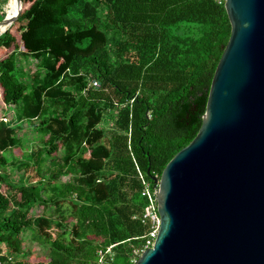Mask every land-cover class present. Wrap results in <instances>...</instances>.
<instances>
[{
    "label": "trees",
    "instance_id": "1",
    "mask_svg": "<svg viewBox=\"0 0 264 264\" xmlns=\"http://www.w3.org/2000/svg\"><path fill=\"white\" fill-rule=\"evenodd\" d=\"M21 1L0 36L13 111L0 118V264H136L149 232L139 172L159 179L198 135L231 36L225 1ZM24 123L39 144L14 163Z\"/></svg>",
    "mask_w": 264,
    "mask_h": 264
},
{
    "label": "water",
    "instance_id": "2",
    "mask_svg": "<svg viewBox=\"0 0 264 264\" xmlns=\"http://www.w3.org/2000/svg\"><path fill=\"white\" fill-rule=\"evenodd\" d=\"M16 2L0 36L21 14ZM225 9L231 36L201 128L150 177L161 227L136 264H264V0H225Z\"/></svg>",
    "mask_w": 264,
    "mask_h": 264
},
{
    "label": "built area",
    "instance_id": "3",
    "mask_svg": "<svg viewBox=\"0 0 264 264\" xmlns=\"http://www.w3.org/2000/svg\"><path fill=\"white\" fill-rule=\"evenodd\" d=\"M218 3H223L225 0H216ZM91 87H99L98 81H92ZM133 102V101H132ZM139 177L142 182V192L141 196L145 200V208L143 215L141 217V222L143 225L149 227V232L147 234V240L145 246L142 250L138 252L139 257L148 249L154 246L155 240L159 234L161 227V218L159 214V181L154 183L152 180L148 181L145 174L139 172Z\"/></svg>",
    "mask_w": 264,
    "mask_h": 264
},
{
    "label": "rangeland",
    "instance_id": "4",
    "mask_svg": "<svg viewBox=\"0 0 264 264\" xmlns=\"http://www.w3.org/2000/svg\"><path fill=\"white\" fill-rule=\"evenodd\" d=\"M5 11V8H4ZM36 64L35 61H30L29 63L27 62H21L19 63V67H21L25 72H28L30 66H34ZM3 117H7L9 120H11L13 118V111L11 109H7L1 102L0 100V118ZM19 137L23 140V146L25 147L24 150H22V152H18L16 154H14L13 152L10 153V155H8L9 158H11L14 163L17 162V160H19V158H21V156L23 154H27L29 153L32 149H35L36 146L39 144V135L37 134V132L31 128L30 126H28V124L24 123L21 127L20 133H19ZM62 155V154H61ZM8 171L9 173L17 180L19 178V171L17 168L15 167H8ZM63 180H68V177H63ZM34 213H40L41 212V208L40 207H36L33 210ZM48 213H50V211H48ZM27 246H29L30 248H32L33 252L36 255H43L44 253H46V251L41 248L39 245L31 243L30 241L27 242Z\"/></svg>",
    "mask_w": 264,
    "mask_h": 264
},
{
    "label": "bare ground",
    "instance_id": "5",
    "mask_svg": "<svg viewBox=\"0 0 264 264\" xmlns=\"http://www.w3.org/2000/svg\"><path fill=\"white\" fill-rule=\"evenodd\" d=\"M8 1H11L13 3L12 6H11V8L9 9L6 4L4 5V8H5L6 16L12 17L13 14L14 13L16 14V12L18 11V6H17L16 0H8ZM5 30L6 29L0 30V34L2 32H4Z\"/></svg>",
    "mask_w": 264,
    "mask_h": 264
}]
</instances>
